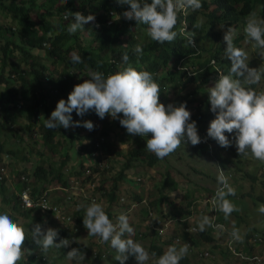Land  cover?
Segmentation results:
<instances>
[{"label": "trees", "instance_id": "trees-1", "mask_svg": "<svg viewBox=\"0 0 264 264\" xmlns=\"http://www.w3.org/2000/svg\"><path fill=\"white\" fill-rule=\"evenodd\" d=\"M129 7L117 4L115 0H0V198L25 229L22 256L17 264H55L52 261L55 258L66 259L67 264H70L66 253L72 247L80 248L85 253V259L91 258V264H119L114 259L117 252L108 242H101L98 236L87 235L83 225L85 208H78L77 205H88L93 200L108 204L105 211L114 222L121 212L128 216L131 214L132 201L136 205L145 206L139 217L146 226L129 217L134 228L132 239L145 246V240L151 237L147 250L154 258H159L170 245L180 248L187 244L188 251L179 264H189V251L195 243H215L214 248L220 249L222 244L219 245V240L224 239L226 245H223L229 253H232L229 248L234 246L237 254L260 256L264 262V257L255 253L256 246L264 242V227L256 225L264 220L261 218L264 213L258 210L264 204V164L260 166L263 176L245 171L240 177L245 179L240 181L237 178L235 173L242 171L241 156L234 152L233 156L230 155L227 147H221L207 136V129L215 113L211 111L209 89L205 88L212 76H217L219 71L227 74L230 68L231 61L224 55L226 42L223 40L229 27L234 30V45L242 48L245 53L249 45L254 52L257 51L255 61L259 62L261 71H264V57L260 54L263 49L255 46L244 32L245 22L251 14L258 12L260 17H264V0H202L200 9H188L187 15L182 11L178 14L174 29L178 34L173 41L163 44L148 37L146 25L123 17V12ZM77 11L84 15H94L95 20L85 24L82 32L79 30L76 34H70L67 26L74 19L72 13ZM185 19L188 26L181 32ZM189 35L194 36L195 47L187 43ZM136 44L143 47V55L140 57L133 52ZM73 52L82 57L81 63L71 62ZM125 52L129 55L128 63L154 74V79L160 85L161 102L165 105L171 103L168 95L172 91L175 93V101L172 103L178 105L187 102L191 119L197 122L198 135L202 139L196 145L185 140L167 157L158 159L146 148V140L151 138V133L149 137L129 134L119 120L114 119L112 123L120 128L122 137L126 139L122 141H131V144L125 154L118 151L120 156L125 155V161L115 175L109 176L113 168L108 167L107 163L105 165L103 158H107L106 154L113 151V147H110L113 144L108 141L112 129L110 116L106 114L105 118L100 119L94 111L86 113L102 122L101 129L94 126L86 134L82 133L83 126L49 129L45 127L44 121L50 117L61 98L66 100L76 84L88 79L89 72L102 71L107 75L117 71V66L125 63L122 60ZM42 57H48L54 63L62 61L64 70L57 74L55 69L41 61ZM213 60L215 64L211 63ZM178 64L189 65L191 69L197 65V69L193 75H189L186 69L177 68ZM251 87L264 91V76ZM72 115L74 121H82L75 111ZM23 117L26 121L24 125L21 124ZM226 135L232 138V134L226 132ZM12 138L22 147L18 144L16 148L10 146L8 141ZM39 145L44 149H39ZM65 145H68L69 151ZM230 148L236 150L234 144ZM71 150L80 158L79 168L73 169L75 161L72 160ZM34 154H39L41 160L34 169H20L17 163L7 160L14 157L17 162L24 163ZM163 161L168 162L169 168L159 181H154L156 191L153 193L156 195L147 200L143 193L131 192L127 188L128 197H123L122 183L138 188L137 179L129 178V170L136 162L140 165L146 163L142 168L145 171L148 166L154 167ZM170 168L175 169L177 174H184L183 177L190 179V183L206 181L208 184L179 188V180ZM221 170L235 190L234 195L227 197L236 209L230 215L240 218L243 225L247 224V230L239 241L232 239L228 217L225 218L219 210L215 199V193L221 187L217 181ZM248 177L249 184L246 183ZM74 184L84 185L82 187L91 193L80 196L70 194ZM60 190L63 195L59 194ZM196 190L205 195L200 194V201L196 199ZM24 191L28 192L33 203L31 207L24 206ZM139 191H143V186ZM178 191L183 192L185 197L176 207L178 196L169 198L168 192ZM75 196L80 200H76ZM249 198L253 204L247 208ZM167 200L170 204L165 212L163 202ZM238 200H247V203L243 202V207L246 206L248 212L244 208L240 209ZM202 201L207 210L215 208V216L210 218L212 226L205 227L204 231L198 229L196 220L192 223L189 218L195 213L193 209L196 206L197 211H200L198 205ZM71 203H74V211L70 215L64 206ZM113 205L121 206L122 209L114 212ZM21 219L26 222H21ZM253 221L257 222L249 224ZM37 223L44 229H58L57 242L61 238H69L72 243L60 249L50 247L45 252L35 244L31 235V228ZM219 223L223 226L218 227ZM214 233H222L227 239L216 237ZM50 252L54 254L50 255ZM197 253L200 258L212 256L207 248L199 249ZM242 260L241 264H251L246 258L242 257ZM125 264L138 262L129 256Z\"/></svg>", "mask_w": 264, "mask_h": 264}, {"label": "clouds", "instance_id": "clouds-1", "mask_svg": "<svg viewBox=\"0 0 264 264\" xmlns=\"http://www.w3.org/2000/svg\"><path fill=\"white\" fill-rule=\"evenodd\" d=\"M115 2L130 6L123 12V17L134 19L137 24L146 25L148 37L159 44L171 42L176 38L178 33L174 29L181 11L187 15L188 9L197 10L202 7V0H151L150 3L148 0H115ZM72 17L74 19L67 26V32L70 34H76L84 29L85 24L95 20L94 15H84L79 11L72 13ZM187 26L185 19L180 31L184 32ZM244 32L255 46L264 49V17H260V13L259 17L250 15L245 22ZM193 37L189 35L187 43L195 47ZM233 38L234 30L229 27L223 36L226 42L224 55L231 61L228 73L223 74L219 71V74L212 76L209 84L205 86L209 89L211 111L215 113V118L210 121L207 129V136L227 149H232L230 145L234 144L239 156H247L250 153L252 157L264 162V91H257L251 87L260 82L264 71L249 67L246 63L247 54L242 48L234 45ZM133 52L138 57L142 56V45L136 44ZM260 54L264 57V52ZM122 60L125 62L124 65H118L117 71L113 73L106 75L102 71L89 72L88 79L76 84L66 100L61 98L57 102L50 117L44 121L45 127L67 129L70 126H83L92 130L93 121H74L72 113L75 111L77 116L83 117L89 111H94L100 119L105 118L106 114L118 119L129 134L149 137L151 133V138L146 140V148L158 159L167 157L185 140L192 145L200 143L202 138L198 135L197 122L191 119L187 102L165 105L160 101V85L154 79V74L128 63L127 52L123 54ZM71 62L81 63L82 57L73 52ZM212 62L215 64L214 60ZM177 68L186 69L189 75L195 73L189 65L178 64ZM226 132L232 134L231 139ZM217 181L221 187L216 191L215 199L218 201L219 210L227 218L236 210L235 205L227 199L228 196L235 194V190L227 182L223 170L217 176ZM25 193L28 195V192L24 191L22 194L24 206L31 207L32 205H27L24 201ZM77 207L81 205L78 204ZM258 210L264 213V204H261ZM83 225L88 236H98L101 242H108L110 247L116 250L117 255L114 259L119 261V264H125L129 256L134 257L138 264H145L149 260V251L140 241L131 238L134 228L126 213L121 212L115 217L114 222L105 211L102 202L93 200L85 206ZM206 226H212V221L208 215H203L198 221V229L204 231ZM31 235L35 244L45 252L50 247L60 249L72 243L69 238H61L57 242L58 229L52 227L44 229L39 223L32 226ZM230 235L233 240L242 239L239 229L235 227ZM24 241L23 224L10 210L0 207V264H17L22 256ZM187 251V244L180 248L170 245L159 256L156 264H179ZM66 257L69 261H74V264H83L85 253L78 247H72L66 253ZM49 259L51 260V257Z\"/></svg>", "mask_w": 264, "mask_h": 264}, {"label": "rangeland", "instance_id": "rangeland-1", "mask_svg": "<svg viewBox=\"0 0 264 264\" xmlns=\"http://www.w3.org/2000/svg\"><path fill=\"white\" fill-rule=\"evenodd\" d=\"M255 16L259 17V13L256 12L254 14ZM83 31V29L81 30V32ZM261 52H264V49L261 51ZM246 54H247V60H246V63L249 64V67H252V68H259L258 70L261 71L260 69V65H259V62L255 59L257 57V51L254 52V49L252 47L247 46L246 48ZM260 57V55H259ZM254 60V61H253ZM42 62H44L46 65H48L49 68H53L55 69V71L57 72V74H60V72H62L64 70V63L61 61V62H53L52 59H49L48 57H42L41 59ZM214 63V62H212ZM24 67V66H23ZM193 70L195 71L197 69V65L196 66H193L192 67ZM192 86L188 87V89H190ZM168 99H171L172 102L175 101V93L172 91L169 93L168 95ZM171 102V103H172ZM26 116V115H24ZM82 118V121L83 120H91L93 121L94 123V126L98 127L99 129L102 128V122L101 121H98L94 118H91L90 116L88 115H84ZM74 120V119H73ZM109 120H110V123H111V126H112V129H111V132H110V136L108 138V141L109 143H112L113 146H110V147H113V151H111V153H107L106 155L108 156L107 158H103V163L106 165V163L108 164V167H112L113 170H110L108 175L109 176H112V175H115L117 171L120 170V168H122V162L125 161L124 160V157H125V152L126 150L128 149L129 145L131 144V141L129 142H123L122 140H126L124 139V137H122L121 135V132H120V128L114 123H112L114 121L113 118L109 117ZM26 123L25 121V117H23V119H21V124L24 125ZM73 128V127H72ZM74 129V128H73ZM89 131L91 130H88L86 129L85 127L83 128L82 130V133L83 134H86L88 133ZM100 132V130L98 131ZM7 135L11 136L10 134L7 133ZM9 145L12 146L13 148H16V145L18 144L20 147H22V145L20 143H18L16 141L15 138H12L8 141ZM17 142V143H16ZM39 149H44V147L42 148L41 145L38 146ZM65 148H68V151H69V147L68 145L66 146L65 145ZM118 151H122L124 154H122V156L119 155V152ZM223 151V149H222ZM227 151H230V155L233 156L232 152L237 153V151L235 150H232V149H227ZM70 153L73 155L72 157V160H74L75 162L74 163V168L73 169H76V168H79L78 166V162L80 161V158L75 156L76 154H74V152L71 150ZM109 158L111 159V161L109 160ZM238 158V157H236ZM3 159V158H2ZM242 162H240V166L242 167V171L240 172H236V176L237 178L241 181L243 179H245V177L240 178L243 176V172L245 171H249L252 175H255L258 174L259 176H263L262 172L260 171V166H262V164H264V162H261L259 161L258 159L254 158L251 156V154L249 153V155L247 156H244V155H241V158H239ZM7 160L9 162H14V163H17L18 164V167L21 169L22 167H28L29 169H34L36 167V165L41 161L40 160V156L39 154H34L31 156V158L22 163V162H17L16 159L13 157L12 159L11 158H7ZM146 163H144L143 165H140L138 162L135 163V166L132 167L129 172V178H135L137 179V183L136 185H138V188H136L135 186H132L130 185L129 183H122L121 185V190H122V193H123V197L127 196L128 197V189L130 190L131 189V192H135V193H143L144 194V197L148 200V198L152 197L153 195H156L154 194L153 192H155L156 188L154 186V181H159V178L161 176H163V174L168 170V162L166 163V161H163V162H160L159 164H157L156 166L154 167H147L145 169V171L142 170V168L144 167ZM70 170H71V165H69L68 167ZM134 168V169H133ZM133 169V170H132ZM171 169V168H170ZM171 171L175 174V177L176 179L179 180V188H193V187H197L195 185H203V184H208L206 183V181H201L200 184H195V183H190L188 180L190 179H187V178H184V174H177V172L175 171V169H171ZM67 174H68V171L66 170ZM144 173V174H142ZM192 175V174H191ZM70 176V175H69ZM132 178V179H133ZM191 178L195 179L194 176H191ZM133 179V180H135ZM138 180H141L143 181L141 183V181H138ZM109 183H111V180H109ZM140 183V184H139ZM246 183L249 184L250 181H249V177L248 179L246 180ZM110 185V184H109ZM140 185V186H139ZM84 185H81V184H74L72 185V189L70 190V194H74L76 196H80L81 194H89L91 192H88L85 187H82ZM142 186H143V191H139L140 189L142 190ZM128 188V189H127ZM167 193V191H166ZM198 193L197 195V198L199 201L201 200V195H203V193H200V192H197L196 190V194ZM59 194L63 195L61 190L59 191ZM96 195H99L98 193H96ZM130 195V193H129ZM168 195L170 196L169 198H173L175 197V195L178 196V199L176 200V207H178V205L182 202V200H184V197H185V194L183 192H168ZM75 196V199L76 200H80V198L76 197ZM205 196V195H203ZM256 196V195H254ZM53 197V196H52ZM126 197V199H128ZM254 198V197H253ZM206 200V199H205ZM248 200V199H247ZM247 200L246 201H243L244 203H247ZM234 202V201H233ZM242 202V200H238V204L241 206L240 209H243V205L244 203ZM170 204V202L167 200V202H163V210L166 212L168 211V205ZM252 199L249 198V203H248V206L247 208H250V206L252 205ZM103 207L104 209H106L108 207V204H103ZM4 206L5 208H7L2 202H1V198H0V207ZM73 206H74V203H71V204H67V206H64L66 212L68 214H72V212L74 210L73 209ZM85 206H87V203H82L81 204V207L85 208ZM133 207V211L131 212V214L129 215V217L131 218V220H134V222H142L141 219L139 217V214H140V211H142L143 209H145L144 207L145 206H140V205H136L135 204V201H132V205H131V208ZM194 208V207H193ZM246 206H245V210L246 212H248ZM122 207L121 206H118V205H113L112 206V210L114 212H118L119 210H121ZM198 209H200V211H197V206L193 209L195 211V213H193L192 216H189L190 218V222L196 220V222L198 223L199 219L201 216L203 215H208L209 218H213L215 216V208L211 209L210 210H207L205 208V204H204V201H202V203L200 202L199 205H198ZM243 209V210H244ZM155 211H156V208H155ZM202 211V213H201ZM65 212V213H66ZM237 213L239 211H236ZM181 214V213H180ZM262 219H264V216L261 217ZM240 218H237L234 217L233 215H229L228 216V220H229V228L233 229V227L239 229L240 234L241 236H243V234L246 232L247 228V224L244 223L243 225V222L239 220ZM21 222H26L25 219H21ZM257 221H253V222H249V224L251 225H254ZM143 223V222H142ZM194 223V222H192ZM143 225L146 226V223H143ZM257 226H260V227H264V220L261 221L260 223H257L256 224ZM255 225V226H256ZM207 228L209 226H206ZM214 235L216 237H225L224 234L222 233H217ZM84 237H86L84 235ZM134 237V234L132 235L131 238ZM151 237L147 238V240H145V248L148 249V245L150 244V239ZM217 239V238H216ZM225 239H227L225 237ZM219 240V239H218ZM86 241V240H85ZM226 241L224 239H221L219 240V245L222 244V248H214V245L215 243H200L199 245L197 243H195L191 250L189 251L190 254H189V264H241L242 263V257L240 256V254H237L236 251H235V248L234 246L231 248H229L231 250V252L235 255H233L232 253H229L228 251L225 250V247L224 245H226L225 243ZM148 244V245H147ZM224 244V245H223ZM168 248V247H167ZM167 248L165 249V251L167 250ZM179 248V247H178ZM209 249V251H211V254L212 256L210 258H200L198 255V250L199 249ZM224 249V251H223ZM213 251V252H212ZM255 253L261 255L264 257V242L261 243V245L259 246H256V249H255ZM54 254V252H50V255ZM51 257V256H50ZM158 260V258H154L152 257L151 255H149V260L145 262V264H156V261ZM67 260L66 259H58V258H55L54 259V263L55 264H67ZM92 260L91 258H86L85 261H83V264H91ZM70 264H74V261H71Z\"/></svg>", "mask_w": 264, "mask_h": 264}, {"label": "built area", "instance_id": "built-area-1", "mask_svg": "<svg viewBox=\"0 0 264 264\" xmlns=\"http://www.w3.org/2000/svg\"><path fill=\"white\" fill-rule=\"evenodd\" d=\"M24 201L26 202L27 205H33L32 201L29 199L26 193L24 194ZM217 226H223V224L219 223L217 224ZM240 255L243 258L250 260L251 264H264L260 256L249 257V256L242 255V253H240Z\"/></svg>", "mask_w": 264, "mask_h": 264}]
</instances>
